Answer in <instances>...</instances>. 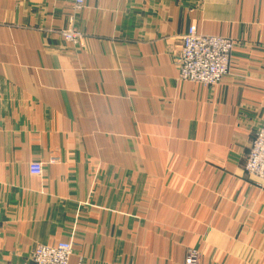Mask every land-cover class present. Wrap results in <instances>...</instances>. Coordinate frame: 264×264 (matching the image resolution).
I'll list each match as a JSON object with an SVG mask.
<instances>
[{
	"label": "crops",
	"instance_id": "1",
	"mask_svg": "<svg viewBox=\"0 0 264 264\" xmlns=\"http://www.w3.org/2000/svg\"><path fill=\"white\" fill-rule=\"evenodd\" d=\"M72 16L79 47L58 34ZM192 26L236 42L216 87L178 80ZM263 122L264 0H0V264L71 229L95 264H182L193 247L264 264V184L244 170Z\"/></svg>",
	"mask_w": 264,
	"mask_h": 264
},
{
	"label": "built area",
	"instance_id": "2",
	"mask_svg": "<svg viewBox=\"0 0 264 264\" xmlns=\"http://www.w3.org/2000/svg\"><path fill=\"white\" fill-rule=\"evenodd\" d=\"M71 1L76 11L85 7L86 0ZM66 32H78L74 35H77L81 42L82 35L78 29L71 27ZM181 41V51L174 58L178 80L207 87L219 85L229 71L234 51L233 42L222 37L200 35L194 27L188 29ZM245 170L248 174L264 180V126L255 134ZM71 255L72 246L69 243L38 246L32 254L31 264H70ZM191 264L197 262L193 261Z\"/></svg>",
	"mask_w": 264,
	"mask_h": 264
},
{
	"label": "rangeland",
	"instance_id": "3",
	"mask_svg": "<svg viewBox=\"0 0 264 264\" xmlns=\"http://www.w3.org/2000/svg\"><path fill=\"white\" fill-rule=\"evenodd\" d=\"M73 8H74V4H73ZM71 27H75L74 26V24H73V16L72 17H70V19H69V21H68V23H67V26H66V28H63V29H61V30H59V32H58V34L61 36V38H62V40L66 43V44H70L71 46H73V47H79V46H81L82 44H83V42H84V34H83V32H81L80 30V34L82 35V39H81V42H80V39H77V35H74V34H77L78 32H66V31H68ZM192 27H194V26H192ZM195 28V27H194ZM77 29V28H76ZM195 30H196V28H195ZM197 31V30H196ZM188 32V31H187ZM198 33V32H197ZM198 34H200V33H198ZM185 35V34H184ZM201 35V34H200ZM202 35H204V34H202ZM206 36H211V35H206ZM217 37H222V38H226V39H229V40H231L232 42H233V44H234V49H235V47H236V45H235V41L233 40V39H231V38H228V37H224V36H217ZM181 38H182V36H181ZM182 42V41H181ZM182 48V47H181ZM233 49V50H234ZM181 51V50H180ZM234 52V51H233ZM180 53V52H179ZM178 53V54H179ZM177 54V55H178ZM233 55V54H232ZM231 61H232V58H231ZM230 69H231V62H230V67H229V71H228V74L230 73ZM227 74V75H228ZM226 75V76H227ZM225 76V77H226ZM224 77V78H225ZM223 78V79H224ZM222 79V80H223ZM181 82V81H180ZM222 82V81H221ZM220 82V83H221ZM195 84V83H194ZM200 85V84H199ZM203 86V85H202ZM218 86V85H217ZM207 87V86H206ZM214 87H216V86H214ZM211 88H213V87H211ZM264 126V122L257 128V130H256V132H255V134L257 133V131L260 129V128H262ZM254 137H255V135H254ZM252 142H253V140L251 141V146H252ZM251 146H250V150H251ZM249 153H250V151H249ZM249 155V154H248ZM247 158H248V156L246 157V159H245V163H244V170H245V164H246V162H247ZM60 160L58 159V158H56V157H51L50 159H49V161L47 162V164H43L42 162H40V161H35V162H33V163H31L30 165H29V167H28V169H29V174H30V176H32V177H37V178H40V177H42L43 176V174L45 173V170H46V168L49 166H52V165H54V164H57L58 162H59ZM245 172H246V170H245ZM247 173V172H246ZM248 174V173H247ZM249 176H254V175H251V174H248ZM256 178H258L263 184H264V180L263 179H261V178H259V177H257V176H255ZM94 183H96V180H94L93 181ZM91 191H94L93 189H91ZM90 196V195H89ZM93 205L90 203V200L89 199H87L85 202H82V203H80L79 205H78V208H77V215H79V212H80V210L81 209H83V212L85 211V210H87V209H90L91 207H92ZM83 212H82V214H83ZM133 215H135V214H133ZM137 215H135V217H136ZM134 217V216H133ZM134 217V218H135ZM79 238H80V235L75 231V230H73V229H71V231H69V239L68 240H66V241H61V242H65V243H69V244H71V246H72V255H71V257H70V264H95L96 262L95 261H93V259H91V257H90V254H91V252L89 251V246H88V248L86 249V247H85V250L83 251V252H81V248H82V245H80L79 243H77V240H79ZM38 246H51V245H49V244H39V245H36L34 248H33V250H32V252H31V257H30V261H29V264H31V258H32V254H33V252H34V250L36 249V247H38ZM123 250H124V246H123V244H118V245H116V247H115V259H116V262L117 263H120V261H121V259H122V255H123ZM137 252H138V250H137V247L136 246H133L132 247V252H131V254H132V256L133 255H135V254H137ZM73 258H75L74 260H73ZM191 258H194L195 260H191ZM193 261H195V262H197V264H201V253H200V250L198 249V248H186L185 249V257H184V260H183V262H182V264H191ZM101 262H103V264H106V262H105V260H102V261H99L98 263L99 264H101ZM189 262H191V263H189ZM129 264H133V261L131 260L130 262H129Z\"/></svg>",
	"mask_w": 264,
	"mask_h": 264
}]
</instances>
